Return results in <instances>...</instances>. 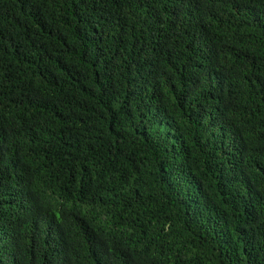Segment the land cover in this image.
Segmentation results:
<instances>
[{"label": "trees", "instance_id": "obj_1", "mask_svg": "<svg viewBox=\"0 0 264 264\" xmlns=\"http://www.w3.org/2000/svg\"><path fill=\"white\" fill-rule=\"evenodd\" d=\"M0 264H264V0H0Z\"/></svg>", "mask_w": 264, "mask_h": 264}]
</instances>
